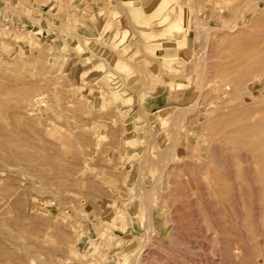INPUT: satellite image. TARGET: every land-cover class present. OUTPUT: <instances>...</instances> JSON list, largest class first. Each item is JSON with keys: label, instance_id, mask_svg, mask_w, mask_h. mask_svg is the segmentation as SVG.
<instances>
[{"label": "rangeland", "instance_id": "1", "mask_svg": "<svg viewBox=\"0 0 264 264\" xmlns=\"http://www.w3.org/2000/svg\"><path fill=\"white\" fill-rule=\"evenodd\" d=\"M240 1L0 0V264H264Z\"/></svg>", "mask_w": 264, "mask_h": 264}, {"label": "bare ground", "instance_id": "2", "mask_svg": "<svg viewBox=\"0 0 264 264\" xmlns=\"http://www.w3.org/2000/svg\"><path fill=\"white\" fill-rule=\"evenodd\" d=\"M238 1V0H237ZM247 1L248 2H250V1H254V0H242V1H240V3L242 2V5H245L246 3H247ZM256 1V0H255ZM229 26H231V25H229ZM229 26H228V29H229ZM233 26H235V24L233 25ZM168 28H170V29H172V30H176V29H179L176 25H175V23H171V24H169V26H168ZM250 49V48H249ZM261 61V60H260ZM261 68V67H260ZM244 84V83H243ZM240 95V94H239ZM238 96V95H237ZM244 143H246V142H244ZM261 154V153H260ZM259 154V155H260Z\"/></svg>", "mask_w": 264, "mask_h": 264}]
</instances>
